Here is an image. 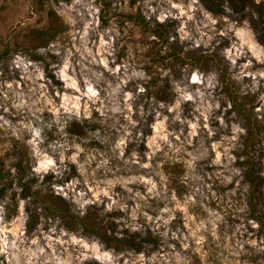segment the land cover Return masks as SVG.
<instances>
[{"label": "rangeland", "instance_id": "obj_1", "mask_svg": "<svg viewBox=\"0 0 264 264\" xmlns=\"http://www.w3.org/2000/svg\"><path fill=\"white\" fill-rule=\"evenodd\" d=\"M222 3L0 0V264H264L243 164L264 177L260 17ZM18 177L157 243L108 247Z\"/></svg>", "mask_w": 264, "mask_h": 264}, {"label": "trees", "instance_id": "obj_2", "mask_svg": "<svg viewBox=\"0 0 264 264\" xmlns=\"http://www.w3.org/2000/svg\"><path fill=\"white\" fill-rule=\"evenodd\" d=\"M209 10L213 11L216 14H222L225 12V8L223 6L222 0H200ZM232 10L234 13H243L244 15H248L246 13V9H257L259 13V18H255L251 16V25L257 34L259 41L264 44V27L262 25L264 20V10L261 4H256L254 0H228ZM262 10V11H260ZM39 39L43 38V36L38 37ZM52 78L56 80L55 76L51 74ZM245 167V178L250 184V192H249V206L251 212L254 216H256L259 220H264V177L259 172L258 164L249 157L244 163ZM24 177H18V183L22 187L21 193L24 198L32 197L34 203L42 205L46 209L54 211L56 214L62 217H72L75 219L77 226H80L84 229V232L94 234L99 237L103 242L107 244L108 247H127L130 249H134L136 251H141L146 245H150L151 247L156 245L157 238L152 235L151 231L148 230L146 235H142L141 233H133L124 238H118L109 236L107 231L103 227V219L95 220L91 222V216L87 213L84 216H79L74 211L73 205L65 200L63 197L59 195H53L57 202H55L52 206L45 203V201L41 198L40 190H34L32 184L29 181L23 182ZM5 186L0 187V196L4 195L7 190V185H11V181H5ZM30 219L28 221L29 231H32L35 225V221L37 218L36 209L29 208Z\"/></svg>", "mask_w": 264, "mask_h": 264}]
</instances>
